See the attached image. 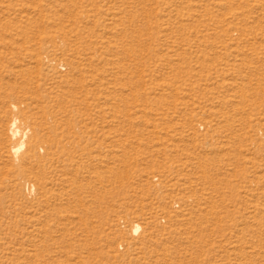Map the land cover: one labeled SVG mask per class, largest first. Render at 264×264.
<instances>
[{"label":"rangeland","instance_id":"374dc122","mask_svg":"<svg viewBox=\"0 0 264 264\" xmlns=\"http://www.w3.org/2000/svg\"><path fill=\"white\" fill-rule=\"evenodd\" d=\"M0 264H264V0H0Z\"/></svg>","mask_w":264,"mask_h":264},{"label":"bare ground","instance_id":"6f19581e","mask_svg":"<svg viewBox=\"0 0 264 264\" xmlns=\"http://www.w3.org/2000/svg\"><path fill=\"white\" fill-rule=\"evenodd\" d=\"M9 131H10V134L12 135V137H17L20 134L21 129L18 126L17 120L14 119L12 121V123L9 126ZM22 144L23 143H21L18 146L15 145L16 147L15 146L13 147L14 148V151L15 152H18L22 148ZM137 228H138V226H137ZM137 228H136V230H137Z\"/></svg>","mask_w":264,"mask_h":264}]
</instances>
